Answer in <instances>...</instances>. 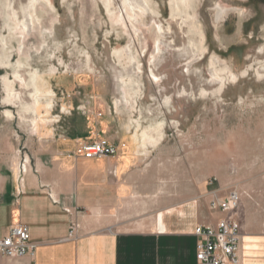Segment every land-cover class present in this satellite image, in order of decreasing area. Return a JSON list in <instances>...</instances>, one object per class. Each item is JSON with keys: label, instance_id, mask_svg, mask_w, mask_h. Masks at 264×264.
I'll return each mask as SVG.
<instances>
[{"label": "rangeland", "instance_id": "374dc122", "mask_svg": "<svg viewBox=\"0 0 264 264\" xmlns=\"http://www.w3.org/2000/svg\"><path fill=\"white\" fill-rule=\"evenodd\" d=\"M189 1L50 0V11L38 8L41 34L22 38L0 0V57L9 63L0 62V115L28 112L36 95L37 113L51 108L62 130L77 131L80 118L93 117L116 146L133 139L123 145L126 160L137 143L169 182H199L202 195L236 193L238 215L257 218L264 208V0ZM11 3L19 20H30L23 13L30 0ZM218 5L232 9L220 21ZM4 77L21 100L5 101Z\"/></svg>", "mask_w": 264, "mask_h": 264}, {"label": "crops", "instance_id": "0c3cea01", "mask_svg": "<svg viewBox=\"0 0 264 264\" xmlns=\"http://www.w3.org/2000/svg\"><path fill=\"white\" fill-rule=\"evenodd\" d=\"M11 114L0 115V239L21 224L37 249L0 264H197L195 229L231 217L211 207L227 198L202 195L199 182H169L137 143L126 160L133 139L115 157L79 156L83 145L111 140L93 117L69 131L51 108ZM237 212L244 264H264V208L257 218Z\"/></svg>", "mask_w": 264, "mask_h": 264}, {"label": "built area", "instance_id": "2783aa9c", "mask_svg": "<svg viewBox=\"0 0 264 264\" xmlns=\"http://www.w3.org/2000/svg\"><path fill=\"white\" fill-rule=\"evenodd\" d=\"M78 155L87 160L111 158L118 155V147L106 139H99L83 145ZM22 171H25V165ZM238 202L239 196L231 193L225 201H212L211 207L233 213L238 208ZM194 236L198 238L197 264H244L241 225L234 217L221 220L215 227L198 226ZM36 249L37 245L30 241L29 228L21 224L11 227L0 239V257L3 258L16 260L33 257Z\"/></svg>", "mask_w": 264, "mask_h": 264}, {"label": "bare ground", "instance_id": "6f19581e", "mask_svg": "<svg viewBox=\"0 0 264 264\" xmlns=\"http://www.w3.org/2000/svg\"><path fill=\"white\" fill-rule=\"evenodd\" d=\"M177 1H178L177 3L190 2L189 0H177ZM12 3H11V0H5V4H4L6 12L10 16V17L8 16V18H10L11 25H12V28H10V29L13 30L15 32V34H20L22 36V38H25L30 33V31H36V32H39L41 34V20H40L38 8L41 5L42 7H45L48 11H50V9H52L50 0H30L29 5L26 8H24V10H23V13L25 14V18L28 17L30 19L29 21H27L26 19L22 20V21L19 20L18 14L15 12V10L12 7ZM144 3L148 4L149 0H144ZM235 10L236 9H233V11H235ZM230 11H232V9H229V8L227 9L225 7H222L221 5H218L217 6V12L218 13L216 15L217 21L222 20ZM241 13H242V11H241ZM192 20H194V18H192ZM193 25L197 30H199V27H197L195 23ZM0 62H1L2 66L9 65V63L6 60V57H0ZM23 65H25V62L24 63L20 62L19 68L23 67ZM15 77L18 81L21 80V76L18 72L15 73ZM4 83L7 86V89H6L7 90V97H6L5 101L8 103H11L12 100H14V99H20L21 100L20 95H18L15 92V89H14L15 85L13 86V84H15V82L12 83L9 81L8 78L4 77ZM38 83H39V77L37 76L36 72L31 73V84L34 85V87L36 89L39 87ZM40 89H42V88H39V90ZM45 92L49 93L48 90H45ZM34 98H35V103H34L35 107L31 108V109L29 108L28 111L31 110V111L37 112L39 110V103H38L39 97L37 98L36 95H34ZM8 115H12L11 112H8ZM246 241L249 242L252 240L250 238H246ZM251 246L252 245L246 244V248L248 250L250 249Z\"/></svg>", "mask_w": 264, "mask_h": 264}]
</instances>
